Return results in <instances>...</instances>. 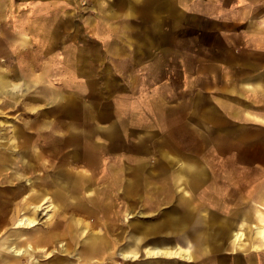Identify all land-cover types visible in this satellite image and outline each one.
<instances>
[{"label": "crops", "instance_id": "0c3cea01", "mask_svg": "<svg viewBox=\"0 0 264 264\" xmlns=\"http://www.w3.org/2000/svg\"><path fill=\"white\" fill-rule=\"evenodd\" d=\"M85 2L89 3L90 0H9L10 6L14 5V14L27 13L21 7L28 5V9L34 12L31 14L32 20L57 23L41 24V27L36 29L33 27L27 34V44L19 45L18 49H15V45H9L8 50L76 54L77 56L69 62V69L73 71L69 78L73 79L76 76L77 83L71 90L78 93L90 90V80L84 68L88 63L85 54L94 51L90 48L91 37L101 36L99 33H91L89 13L68 9V6H83ZM95 2L97 5L112 6L110 9L113 11L122 4L128 6V14H125L124 21L172 22L163 23L159 28L142 33L131 29L129 34L122 33V24L119 26L114 24V46L121 48L118 49L120 53L128 52L130 68L129 76L128 67L124 73L121 68L117 72L116 67L113 72L114 124L119 129L125 126L130 132L135 130L138 132L141 142L137 144V155L141 158L149 154V151L145 150L150 147L147 145L149 141H143L142 138L147 139L159 133L169 132L171 125L182 127L176 129L177 132L211 134L209 144L205 145L209 150L208 161L201 157L187 159L184 147L180 150V146L176 148L168 142L158 143L159 150L155 153V161L161 162L162 165L157 173L160 176L156 174V178L164 181L185 180L186 174L193 173L195 180L209 181L208 195L194 190V197L200 204L193 211L220 214L222 223L219 229L218 221L214 222L211 215L210 242L212 243L214 239L217 241L218 236H221L226 246V264H264V0H95ZM142 3L147 6V13L144 16L137 13L138 6ZM112 14L115 21L116 18L122 20L120 14L118 17L116 12ZM187 21L194 22L192 29L185 28ZM202 21H209V24L203 27ZM105 26L102 25V28L98 29L105 31L107 30L104 29ZM123 36L130 37L126 38L125 45ZM95 45L97 51L100 45ZM123 46L126 48L122 50ZM170 54H176L177 63L171 60ZM18 83L10 84L5 73L0 71V93H12V87ZM100 107L96 115L101 114ZM13 132L19 134L15 147L18 150L17 163L23 169L16 178L18 181H27L28 184L24 183V187L16 194L8 185L1 187L3 198L1 212L12 214L10 206L16 201H12L11 198L15 196L19 197L18 206L35 204L38 197L36 190L41 191L43 197L51 194L58 200V196H63L61 202L74 212L71 194L74 189H81L84 176L71 173L72 171L63 164L58 165L50 173L43 170L33 159H40L42 152L28 154L27 138L22 136L23 130L15 127ZM73 150L72 147L70 154L74 153ZM93 163L97 164L98 159ZM190 165L193 169L189 168ZM37 166L42 169L40 173H35ZM3 167L4 181L1 184H8L12 179L9 174V163L4 161ZM175 174L177 176H174ZM32 177L33 179H30ZM231 181H241L242 184L236 187V190L227 184ZM44 182H48L50 187L48 184L44 185ZM51 187L54 188L50 190ZM44 188L45 190L49 188L50 193H45ZM98 197L83 196L82 201L89 207L81 211L85 212L86 216L91 215V220H98L101 223L104 208L101 198ZM112 205L109 210V216L114 217L115 221L114 228L109 227L112 233L107 232L108 227L105 228L104 225L102 227L104 231H89L90 228L88 229L83 222L80 229L71 222L73 213L66 212L64 218L57 224L46 227L41 239L27 237L18 231L17 242L24 247L29 244L34 248L42 245L48 250V246L54 245L56 239L60 240L61 244L46 255L49 259H59L61 263V260H65L67 264L99 261L106 257L102 256L100 251L98 254L90 255L86 250L81 256L85 257L79 259L80 263L77 262L79 255L75 260L69 253L75 244H81V254L90 245L88 243H91V240H98L99 237L104 241L114 238L116 246L121 242L115 233L119 228L116 222L119 214L115 204ZM97 212L101 215L98 216ZM150 226L148 223L128 225L129 257L135 256L139 250L186 257L193 254L192 250L180 244L184 238V231L179 229V221L173 226L176 232L169 237L159 236L155 239ZM55 227L59 228L58 231L54 230ZM95 227L91 221V228ZM197 242L196 240L194 244L195 250L196 246L200 245ZM65 245L69 247L68 250L58 251V248ZM34 251L28 250V254ZM118 259L119 256L115 264H118ZM144 260L146 264H167L165 260L152 261L145 257Z\"/></svg>", "mask_w": 264, "mask_h": 264}, {"label": "rangeland", "instance_id": "374dc122", "mask_svg": "<svg viewBox=\"0 0 264 264\" xmlns=\"http://www.w3.org/2000/svg\"><path fill=\"white\" fill-rule=\"evenodd\" d=\"M83 6H68V9L89 13L91 33H99L101 36L91 37L90 48L94 51L85 54L88 63L84 68L90 80V90L78 93L71 90L77 83L76 76L73 79L69 78L73 72L69 69V62L77 56L76 54L8 50L9 45H15V49H18L19 45L27 44V34L33 30V27L36 29L40 28L41 24H56L57 21L32 20L31 14L34 12L28 9V5L21 7L27 13L14 14V5L10 6L9 0H0V71L5 73L10 84L19 82L17 86L11 88L12 93H0V156L3 158V160L0 158V166H3L4 161L8 162L9 174L12 176L8 184H1L4 180L0 181V213L3 199L1 187L8 185L9 189L14 190L13 193L16 194L24 187V183L28 184L27 181H18L16 178L23 169L17 163L18 150L15 145L19 134L13 132L15 127L22 129V136L27 138L28 154L42 152L40 159H33L43 170L50 173L58 165L63 164L72 171L71 173L84 176L85 179L80 190L72 191L74 212L67 209L61 202L63 196H58V200L51 194L43 197L39 190H36L37 202L26 207L18 206V196L12 197V201H16L10 206L13 219L0 223V264H6L9 260L15 261L17 256H21L17 264H67L65 260H61V263L59 259L52 260L46 256L60 244L61 241L56 239H54L56 243L49 246L48 250L40 245L35 247L32 254L28 252L17 254V249L24 248L17 242L18 231L27 237L41 239L46 227L57 224L64 218L66 212L73 213L71 222L80 229L83 222V224L86 223L87 226L84 225L87 228H90H88L89 231H104L103 225L110 230V226L113 228L115 226L114 217L109 216L112 203L115 204L119 214L116 219L119 228L115 230L121 241L116 249V256H119L118 264H146L144 257L152 261L165 260L167 264H226V246L221 236H218L217 241L214 239L212 243L210 242L211 215L214 222L218 221L219 229L222 223L220 214L193 211L200 204L194 197V190L197 189L199 192L202 191V194L208 195L210 182L195 180L193 173L186 174L185 180L164 181L156 178L162 165L161 162L155 161V153L159 150L157 149L158 143L168 142L176 148L180 146V150L184 147L183 151L187 159L194 160V158L201 157L208 161L209 150L205 148V145L209 144L211 134L177 132L176 129L182 127L171 125L169 132L159 133L147 139L142 138L143 141H149L147 145L150 147L145 150L149 151V154L141 158L137 155V144L141 142L138 132L136 130L130 132L125 126L120 128V131L119 127L114 124L112 114L113 72L116 67L117 72L121 68L124 73L128 67L127 76H129L130 69L128 52L120 53L118 49L121 48L114 46V24L116 23L117 26L122 24V33L129 34L131 29L142 33L159 28L163 23L171 24L172 22L124 21L125 14H128V6L124 4L118 6L116 11L111 10L112 6L109 5H97L95 0L85 2ZM146 7L145 3L140 4L137 13L144 16L147 13ZM113 12H116V17L120 14L119 17H122V20L119 21L116 18L115 21L112 18ZM208 24L209 21H202L203 27ZM102 25H106L104 29L107 30L98 29L102 28ZM193 25V21L185 22L186 29H192ZM126 38L124 36L122 38L123 45L126 43ZM95 44L100 45L97 51ZM125 48L123 46L122 50ZM170 56L171 60L177 63L176 54H170ZM99 106H101V114L96 115L97 112L99 113ZM72 147L74 153L70 154ZM97 159L99 164H94V160ZM189 168L193 169V166L190 165ZM41 170L37 166L35 173H40ZM157 176L160 175L157 174ZM172 176L171 174L170 177ZM47 184L50 187L48 182H44V185ZM227 184L237 190L236 187H240L242 182L231 181ZM53 188L51 187L50 190ZM48 189L44 188L45 193ZM82 195H96L101 198L104 212L102 215L97 212L98 216L101 215V223L98 220H91V215L86 216L85 212L81 211L89 207L82 201ZM22 215L34 217L37 222L33 225L25 224V226L18 224L17 221ZM91 221L96 225L95 228H91ZM176 221H179V229L184 231V238L180 244L192 250L193 256L162 255L139 250L135 256L129 257L128 225L130 223L137 225L148 223L156 239L159 236H172L176 232L173 228ZM58 229L55 227L54 230L58 231ZM194 238L200 244L196 246V250L194 249L196 241ZM112 247L113 245L109 248ZM81 248V244H75L69 255L76 260ZM64 251L61 250V252ZM111 260L105 257L97 263L88 261L84 264H109ZM77 262L80 263V260Z\"/></svg>", "mask_w": 264, "mask_h": 264}, {"label": "bare ground", "instance_id": "6f19581e", "mask_svg": "<svg viewBox=\"0 0 264 264\" xmlns=\"http://www.w3.org/2000/svg\"><path fill=\"white\" fill-rule=\"evenodd\" d=\"M0 158L3 160V158L0 156ZM1 160V161H2ZM3 164V163H2ZM4 170H5V167L3 166H0V181H3L4 179H2V175L4 174ZM2 179V180H1ZM41 204V203H40ZM20 206V205H19ZM13 219V215L11 214H8V213H5V212H1L0 213V223L2 224L3 222H7V220H12ZM37 221L34 217H29V216H26V215H22L19 220L17 221L18 224H35ZM111 229V228H109ZM107 232L109 233H112L111 230H108ZM17 233V232H16ZM19 234L17 233V236ZM73 236H75V232L73 233ZM79 241V240H78ZM116 242V240L114 238H111L107 241H104L101 237H99L98 240H91V243H88L90 244L81 254H79V257H78V260L79 259H82L84 258L85 256L81 257L82 255L85 254V251L87 250V253L90 254V255H95V254H98V252L100 251L102 256H106L107 258H111V264H115L116 260H117V256L114 254V251L115 249L117 248L116 245H114V243ZM61 244V243H60ZM111 245H113L112 248H109ZM49 247V246H48ZM69 247L67 245H65L64 247L61 246L60 248H58V251L61 252V250H68ZM28 250H35L34 246L33 245H26L24 248H19L17 249L16 253L19 254V253H23V251L26 253L28 252ZM158 250V249H157ZM156 250V251H157ZM66 254V253H64ZM66 256V255H65ZM17 259L15 261H8L6 262V264H17V262L19 261V259L21 258V256H17L16 257ZM76 258V257H75ZM96 263L99 262V261H95ZM77 264V263H76Z\"/></svg>", "mask_w": 264, "mask_h": 264}]
</instances>
